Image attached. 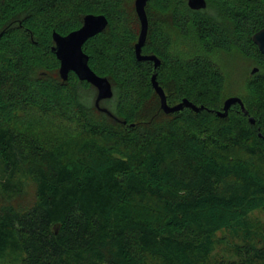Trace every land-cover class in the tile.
Instances as JSON below:
<instances>
[{
	"label": "trees",
	"instance_id": "16d2710c",
	"mask_svg": "<svg viewBox=\"0 0 264 264\" xmlns=\"http://www.w3.org/2000/svg\"><path fill=\"white\" fill-rule=\"evenodd\" d=\"M188 1H148L155 68L136 58L141 23L123 0H0V264H264V0ZM152 8L201 53L174 52ZM90 14L109 21L83 49L112 84V115L89 103L91 83L62 80L52 50ZM236 47L261 70L247 113L222 118L212 55ZM154 74L169 105L200 111L166 114Z\"/></svg>",
	"mask_w": 264,
	"mask_h": 264
},
{
	"label": "water",
	"instance_id": "95a60500",
	"mask_svg": "<svg viewBox=\"0 0 264 264\" xmlns=\"http://www.w3.org/2000/svg\"><path fill=\"white\" fill-rule=\"evenodd\" d=\"M148 1L149 0H136L135 2L136 12L141 23V31L138 42L135 46V52L137 60L152 61L154 63V67L158 68L161 65L160 58L156 55H144L142 53L149 30V20L146 12ZM188 5L194 10H201L207 7V2L206 0H189ZM108 24L109 21L105 15H87L84 17L83 25L79 29L70 32L68 35H61L54 32L53 39L55 45L52 50L60 61L59 72L62 80L64 82L67 81L70 72H74L80 80L91 83L98 91L95 101L96 107L100 111L112 115L107 108L101 107L100 105L102 100L113 97L112 84L108 78L101 77L94 72L89 65L90 58L83 49L84 44L89 39L103 32L107 28ZM252 40L257 45L260 52L264 55V28L256 32L253 35ZM257 71V69H254L252 74H256ZM152 84L155 91L160 96L161 108L166 114L182 111L185 107L191 108L196 112L200 111V108L188 99H184L180 104L175 106L169 105L166 93L157 80V74L152 76ZM234 104H239L242 110L247 113L242 99L239 97H231L225 101L223 111L217 112L218 116L222 118L227 117L230 108ZM250 121L255 123V119L252 117L250 118Z\"/></svg>",
	"mask_w": 264,
	"mask_h": 264
},
{
	"label": "rangeland",
	"instance_id": "374dc122",
	"mask_svg": "<svg viewBox=\"0 0 264 264\" xmlns=\"http://www.w3.org/2000/svg\"><path fill=\"white\" fill-rule=\"evenodd\" d=\"M124 9L132 23L136 22L135 14V2L136 0H123ZM156 10L152 8L151 11V27L155 26L163 27L164 31L168 33L173 39L174 52H179L183 56H190L194 54L201 53V48L198 42L192 37H184L179 31H176L173 27V21L169 14H158ZM213 61L220 66L222 72L226 77V87L224 91V102L231 97H239L242 100L248 95L247 83L251 76V71L257 65V63L241 53L238 47L225 51H218L212 55ZM89 103L95 104L97 98V92L91 90L89 93ZM182 102V101H181ZM181 102L171 105L175 106ZM223 102V105H224ZM105 104V103H104ZM222 105V110L224 106ZM235 105V104H234ZM237 105V104H236ZM105 106H110V103L105 104ZM236 108V107H235ZM231 109V108H230ZM237 109V108H236ZM239 109V106H238ZM264 219L263 215H260Z\"/></svg>",
	"mask_w": 264,
	"mask_h": 264
},
{
	"label": "flooded vegetation",
	"instance_id": "af4514ba",
	"mask_svg": "<svg viewBox=\"0 0 264 264\" xmlns=\"http://www.w3.org/2000/svg\"><path fill=\"white\" fill-rule=\"evenodd\" d=\"M192 9V8H191ZM192 10H194V9H192ZM201 10H203V9H201ZM196 11H200V10H196ZM239 48V47H238ZM239 50L241 51V53L242 54H244L245 56H247L248 58H251V59H253L254 60V58H252L249 54H247V53H245L243 50H241V48H239ZM220 51H225V52H227V51H229V50H226V49H223V50H220ZM255 61V60H254ZM256 62V61H255ZM257 63V65L253 68V70L254 69H257L258 71L256 72V73H258L260 70H261V64L259 63V62H256ZM219 66V65H218ZM219 68H220V66H219ZM221 69V68H220ZM252 70V71H253ZM221 71H222V69H221ZM252 71H251V74H252ZM253 75V74H252ZM224 104H225V102H224ZM236 105V104H235ZM237 105H239V104H237ZM224 106V105H223ZM231 108H233V105H232V107ZM239 110H241V111H243L242 110V108H241V106L239 105Z\"/></svg>",
	"mask_w": 264,
	"mask_h": 264
}]
</instances>
